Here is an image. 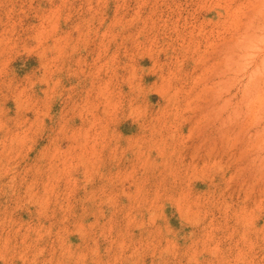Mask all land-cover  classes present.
<instances>
[{
	"label": "rangeland",
	"instance_id": "rangeland-1",
	"mask_svg": "<svg viewBox=\"0 0 264 264\" xmlns=\"http://www.w3.org/2000/svg\"><path fill=\"white\" fill-rule=\"evenodd\" d=\"M0 264H264V0H0Z\"/></svg>",
	"mask_w": 264,
	"mask_h": 264
},
{
	"label": "bare ground",
	"instance_id": "bare-ground-1",
	"mask_svg": "<svg viewBox=\"0 0 264 264\" xmlns=\"http://www.w3.org/2000/svg\"><path fill=\"white\" fill-rule=\"evenodd\" d=\"M162 76V75H161ZM106 102H109V99H106Z\"/></svg>",
	"mask_w": 264,
	"mask_h": 264
}]
</instances>
